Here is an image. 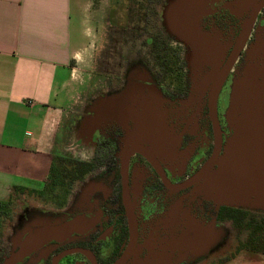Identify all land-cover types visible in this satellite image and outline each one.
Segmentation results:
<instances>
[{
  "label": "flooded vegetation",
  "instance_id": "af4514ba",
  "mask_svg": "<svg viewBox=\"0 0 264 264\" xmlns=\"http://www.w3.org/2000/svg\"><path fill=\"white\" fill-rule=\"evenodd\" d=\"M189 1L132 0L127 25L99 30L104 37L108 32L111 48L105 51L104 38L97 74L87 81L89 96L67 126L70 181L84 183L72 185L65 217L24 203L11 235L0 237V264L21 251L30 233L76 218L87 226L47 241L12 264H201L217 242V227L240 223V210L198 195L195 186L179 187L225 152L233 85L264 29V0H193L197 8L188 11L204 35L202 46H211L217 61L200 67L171 22V14ZM97 85L98 98L93 95ZM153 99L173 140L172 161L149 159L134 149L139 130L132 111ZM104 108L115 116L74 141L75 127ZM187 236L195 238L192 246L186 245Z\"/></svg>",
  "mask_w": 264,
  "mask_h": 264
},
{
  "label": "crops",
  "instance_id": "0c3cea01",
  "mask_svg": "<svg viewBox=\"0 0 264 264\" xmlns=\"http://www.w3.org/2000/svg\"><path fill=\"white\" fill-rule=\"evenodd\" d=\"M92 6L93 0H0V201L49 177L60 152L52 129L71 112L84 51L76 8L86 17ZM224 264H264V253L243 251Z\"/></svg>",
  "mask_w": 264,
  "mask_h": 264
},
{
  "label": "water",
  "instance_id": "95a60500",
  "mask_svg": "<svg viewBox=\"0 0 264 264\" xmlns=\"http://www.w3.org/2000/svg\"><path fill=\"white\" fill-rule=\"evenodd\" d=\"M200 1L197 0V3L200 4ZM182 7L181 11L171 14V22L179 38L191 41L193 64L196 67L204 63L215 64L217 61L215 54L210 52L211 46H202L204 35L194 20V12L188 11L189 7L194 9L197 5L191 0ZM248 35L249 30H246L244 43ZM242 47L240 45L239 50ZM141 102L148 107L132 111L139 130L135 136L139 141L135 142L134 149L149 156V159H176L173 140L165 123V115L157 107L158 101ZM93 113L88 122L75 127L72 133L77 134L75 138L90 135L95 127L112 119L116 111L104 108L102 112L95 109ZM226 119L231 135L227 139L224 154L221 157L214 156L179 188L195 186L198 195L234 208H264V29L249 49L246 64L234 82ZM194 223L191 220V225ZM131 224L135 230V223L132 221ZM84 226L87 224L83 218L58 226L44 225L26 237L21 244V251L13 255L7 264L14 263L51 239L70 235ZM194 239L187 236L186 245L192 246Z\"/></svg>",
  "mask_w": 264,
  "mask_h": 264
},
{
  "label": "rangeland",
  "instance_id": "374dc122",
  "mask_svg": "<svg viewBox=\"0 0 264 264\" xmlns=\"http://www.w3.org/2000/svg\"><path fill=\"white\" fill-rule=\"evenodd\" d=\"M82 1L85 2L90 0ZM130 1L132 0H93L94 6L91 7L90 12L85 13L86 17L84 13L79 16L76 8L75 25L77 29V39L79 38L78 42L81 43V47L84 46V51L79 57V70L76 72L77 80H75L73 85V88L75 89L73 93L75 101L71 105V112L68 113L67 118L64 119L63 122L56 125L55 129H52V133L54 135L51 138L52 144L54 143L56 134L58 133V136H60L56 145L58 149L60 148V152H57L56 149V156H59L62 153V156H60L63 158L68 159V157H72V155L66 151L70 148L69 146L71 144L67 132L69 118L80 112L79 110L83 107L86 102V98L89 96V92L87 91V81L90 77L94 78L97 74L98 62L102 58L103 46H105L103 41L104 38L108 42L107 47H105L106 50H104L107 52L111 48L109 45L108 32L105 31L107 37H104L103 32H99V30H102L103 25H105L104 27H106L107 30L116 27L118 24L123 26L127 25L130 15L128 11L129 9L127 8L130 5ZM96 27H98V34L96 33ZM87 28H89L90 37H87ZM184 41H186L189 45L190 52L193 53L191 41L188 39H184ZM191 53L189 55L190 57ZM112 56L113 55L109 54L107 64L112 62V60H110V57ZM96 88L97 90H95L93 95L98 98L100 86L97 85ZM57 105L62 106L64 104L60 102ZM74 135L77 134H73L74 141H76L77 138H75ZM54 165H57L58 168L62 170H71V166H69V162L67 161L63 162L58 159V161H54ZM44 183L45 182H41V184H39L38 182H34L31 186L29 185L30 188L21 187L18 190H15L14 188L11 196L4 201L6 206L2 209V214L0 215L1 238L11 235V227L15 223L14 217L17 212L20 211V207L24 205V203H28L33 207L43 208L45 211H48V214L50 215L56 214L60 217H65L63 214L67 212L66 208L70 207L68 195L72 185H74V188H80L84 182L72 184L70 181V173L66 172V175L64 176L57 175L50 185L46 186ZM27 185L24 186L27 187ZM234 209L240 210V213H237V217L242 220L239 224L234 221L217 227V242L213 246V251L211 253L208 252L206 255L208 260L203 258L201 264L227 263L243 251H248L245 247H243V245H247L249 243V237L256 231L253 229L251 230V227H249L251 221H257L259 223V228L263 227V229L257 231H262L264 234V208H248V210L242 208ZM244 212H249L250 215H246ZM50 215H44L43 219H49Z\"/></svg>",
  "mask_w": 264,
  "mask_h": 264
},
{
  "label": "trees",
  "instance_id": "16d2710c",
  "mask_svg": "<svg viewBox=\"0 0 264 264\" xmlns=\"http://www.w3.org/2000/svg\"><path fill=\"white\" fill-rule=\"evenodd\" d=\"M67 161L69 162V164L72 162L70 159H66V158H63L61 156H56L55 157V160L54 161ZM54 161H53V164H52V167H51V171H50V174H49V177L47 178V180L45 181V185L48 186L50 185L55 177L58 176H64L66 175V172L70 173L71 171H69L68 169H59L58 166L54 165ZM78 163V162H77ZM71 174V173H70ZM20 188H15V190H18ZM5 203L4 201H0V215L2 214V209L5 207ZM246 215H250L249 212H244ZM259 223L257 221H251L250 222V226L251 227V230H256L250 237H249V243L247 245H243V247H245L247 250H251V251H256V252H263L264 253V234L262 231H257V230H261L263 229V227H260L259 228ZM258 226V227H256ZM257 228V229H256ZM221 264H224V263H221Z\"/></svg>",
  "mask_w": 264,
  "mask_h": 264
}]
</instances>
